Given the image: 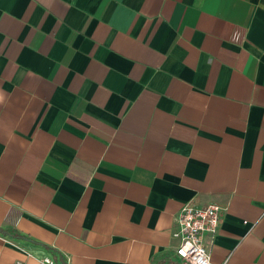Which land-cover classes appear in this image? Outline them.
<instances>
[{
  "label": "crops",
  "instance_id": "1",
  "mask_svg": "<svg viewBox=\"0 0 264 264\" xmlns=\"http://www.w3.org/2000/svg\"><path fill=\"white\" fill-rule=\"evenodd\" d=\"M264 264V0H0V264Z\"/></svg>",
  "mask_w": 264,
  "mask_h": 264
},
{
  "label": "built area",
  "instance_id": "2",
  "mask_svg": "<svg viewBox=\"0 0 264 264\" xmlns=\"http://www.w3.org/2000/svg\"><path fill=\"white\" fill-rule=\"evenodd\" d=\"M221 208L210 204L202 208L184 206L176 218L177 231L172 236L178 241L175 255L185 264H211L209 253L203 243L205 235L215 236L219 226ZM15 264H22L15 262ZM40 264H55L43 258Z\"/></svg>",
  "mask_w": 264,
  "mask_h": 264
}]
</instances>
